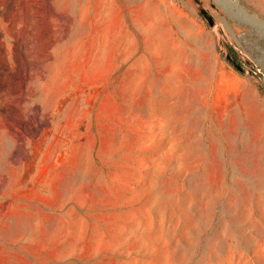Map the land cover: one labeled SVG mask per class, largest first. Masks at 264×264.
Returning a JSON list of instances; mask_svg holds the SVG:
<instances>
[{
    "label": "rangeland",
    "instance_id": "374dc122",
    "mask_svg": "<svg viewBox=\"0 0 264 264\" xmlns=\"http://www.w3.org/2000/svg\"><path fill=\"white\" fill-rule=\"evenodd\" d=\"M203 1L0 0V264H264V0Z\"/></svg>",
    "mask_w": 264,
    "mask_h": 264
},
{
    "label": "water",
    "instance_id": "95a60500",
    "mask_svg": "<svg viewBox=\"0 0 264 264\" xmlns=\"http://www.w3.org/2000/svg\"><path fill=\"white\" fill-rule=\"evenodd\" d=\"M194 1L198 5L199 10L204 15V17L207 19V21L213 27H215L217 25V22L214 19V17L211 15L210 11L204 6V1L203 0H194ZM226 55H227L228 59L231 60L239 70H242V71L246 70V68L241 64V62H239L236 59V57L232 56L229 52H226Z\"/></svg>",
    "mask_w": 264,
    "mask_h": 264
},
{
    "label": "trees",
    "instance_id": "16d2710c",
    "mask_svg": "<svg viewBox=\"0 0 264 264\" xmlns=\"http://www.w3.org/2000/svg\"><path fill=\"white\" fill-rule=\"evenodd\" d=\"M229 51H230V54L232 56L236 57V59L239 61V58L237 57V54H236V51L234 50V48L230 47V50ZM231 63H233V62L231 61ZM233 65H234V63H233ZM253 73H254L255 76H258V77L261 76V74L259 72H257V70H254Z\"/></svg>",
    "mask_w": 264,
    "mask_h": 264
},
{
    "label": "bare ground",
    "instance_id": "6f19581e",
    "mask_svg": "<svg viewBox=\"0 0 264 264\" xmlns=\"http://www.w3.org/2000/svg\"><path fill=\"white\" fill-rule=\"evenodd\" d=\"M139 1H143V2H149L150 0H139ZM151 2H153V1H151ZM156 2V1H155ZM148 4V3H147ZM151 4V3H150ZM154 4V3H153ZM152 5V4H151ZM150 5V6H151ZM135 6H137V5H135ZM147 6H149V4L147 5ZM153 6V5H152ZM151 6V7H152ZM155 6V5H154ZM158 6V9H160V6L159 5H157ZM141 7H143V6H141ZM156 7V6H155ZM147 8V7H146ZM142 9H145V5H144V8H142ZM149 10V9H148ZM151 11V10H150ZM161 13V12H160ZM159 17V16H158ZM168 43V42H167ZM181 78H183V77H181ZM178 79H180V78H178ZM168 80V79H167ZM170 80V79H169ZM174 81V80H173ZM176 81V80H175ZM168 83V82H167ZM181 83V82H180ZM184 83V82H183ZM168 85V84H167ZM173 87H174V85H173ZM174 88H176V87H174ZM191 88V87H190ZM151 90V89H150ZM153 90V89H152ZM168 92V91H167ZM182 92V91H181ZM182 94V93H181ZM161 96V95H160Z\"/></svg>",
    "mask_w": 264,
    "mask_h": 264
}]
</instances>
